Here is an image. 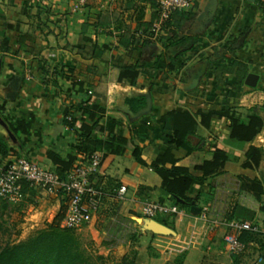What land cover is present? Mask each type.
Instances as JSON below:
<instances>
[{
  "label": "crops",
  "instance_id": "crops-1",
  "mask_svg": "<svg viewBox=\"0 0 264 264\" xmlns=\"http://www.w3.org/2000/svg\"><path fill=\"white\" fill-rule=\"evenodd\" d=\"M157 3L0 0V45L7 40L9 46L8 52L0 53V139L9 148L2 166L22 157L53 170L48 147L59 145L66 151L73 137L67 128L56 139L50 131L61 124L62 109L76 104L83 94L103 109L99 123L114 126L117 135L129 140L121 155L112 154L108 147L98 149L103 160L93 179L105 194L100 210L104 219L119 202V218L125 221L121 231L129 233L118 245L134 246L139 264H251L257 254L231 255L226 241L240 235L230 227L233 221L264 226L260 212L264 192L258 199L249 187L250 180H259L264 188V0H195V20L188 26L175 24L170 32L158 28ZM183 37L190 41L177 54L178 64L169 80L157 82L154 88L143 77L135 84L119 81L118 65L153 62L169 39ZM249 75L257 77L255 86L247 85ZM131 97H145L146 107L131 111L126 105ZM226 110L243 117L257 112L263 120L261 132L253 142L244 143L230 139L226 118H214L209 130L199 126L189 138L192 152H175L180 165L200 178L195 167L212 159L217 145L229 155L224 172L193 187L191 205L182 215L161 217L168 225L155 219L174 234L150 231L138 191L141 186L162 185L150 167L169 142L161 118L171 111ZM8 119H32L29 142L12 133ZM145 140L149 143L143 146ZM160 140L165 145L157 143ZM135 146L142 147L145 166L133 157ZM250 146L263 151L257 170L243 166ZM122 186L126 193L120 201L117 192ZM61 205L60 196L33 187L25 191L20 206L10 207L4 217L10 219L21 211L24 229L35 230L52 223ZM102 231L92 226L93 234ZM116 248L104 245L107 254Z\"/></svg>",
  "mask_w": 264,
  "mask_h": 264
},
{
  "label": "trees",
  "instance_id": "trees-1",
  "mask_svg": "<svg viewBox=\"0 0 264 264\" xmlns=\"http://www.w3.org/2000/svg\"><path fill=\"white\" fill-rule=\"evenodd\" d=\"M158 14V4L157 12ZM196 18V13L190 11L179 12L172 15L169 21L163 26V30L169 31L175 25L188 26ZM149 30V29H148ZM170 32V31H169ZM189 38L175 40L171 38L165 45V51L157 56L155 61L144 63L137 62L134 65H118L119 81L130 80L132 84L143 77V79L153 88L157 82H165L170 79L171 75L178 64L177 54L189 43ZM144 41L143 43H147ZM97 49L96 47L94 48ZM8 41L5 40L0 45V53L8 52ZM98 53L101 54L99 51ZM80 86V84H79ZM84 94H87L84 93ZM76 104L64 107L61 111V124H56L50 131L51 138L62 137L64 129L72 135L69 147L66 151L60 149L59 145L48 147L47 158L53 164V171L60 179L65 180L74 170L78 163L85 162L88 157L100 148L108 147L109 151L115 155H121L129 145V140L115 133V128H106L100 124L97 117L103 114V109L96 101L80 95ZM127 107L137 113L147 105L145 97H131L126 100ZM214 118H226L229 123L230 139L238 142L251 143L261 132L263 120L260 115L251 111L244 117L235 110H226L221 112H201L194 114L190 111L182 113L171 111L161 118L169 135V142L165 145L163 152L157 155L156 160L151 164L153 171L159 175L162 180L160 188H148L141 186L138 191L139 201L147 203L153 200L161 202L169 201L173 204L180 205L186 209L191 205L192 199L189 193L196 184L202 183L206 178L221 174L224 172L225 165L229 160L227 151L223 148L214 146L212 159L204 161L195 167V171L202 176L197 178L193 176L187 167L180 165V159L176 156V151L185 149L188 153L192 152L189 138L195 135L199 126L209 130L211 121ZM10 130L13 134L21 138L26 144L31 136L32 119H8ZM149 143L143 141L142 145ZM9 148L7 144L0 139V166L7 158ZM133 157L136 161L145 166L142 147L135 146L132 150ZM246 161L244 168L257 170L263 159V151L257 147L250 146L245 153ZM8 163L7 165H10ZM249 187L255 192L258 199L263 194V183L259 180H250ZM99 187V186H98ZM27 189H33L28 184L23 185V193ZM58 196L62 199L61 209L49 224L47 229L41 230L35 235L18 242H7L0 247V264H105L111 260V264H139L138 253L132 250L119 260L110 257L94 255L90 253L86 246L75 233V230H67L62 227V222L66 216L68 200L64 193L59 192ZM0 199V227L4 223V214L10 207H17ZM261 213H264V205L261 207ZM161 223L168 225L165 220L157 218ZM254 222V221H252ZM239 240L246 245V252L238 255L242 256L248 251H252L260 257L261 263L264 264V233L244 231L239 235ZM177 262V261H176Z\"/></svg>",
  "mask_w": 264,
  "mask_h": 264
},
{
  "label": "built area",
  "instance_id": "built-area-1",
  "mask_svg": "<svg viewBox=\"0 0 264 264\" xmlns=\"http://www.w3.org/2000/svg\"><path fill=\"white\" fill-rule=\"evenodd\" d=\"M158 28H161L172 15L193 9L195 0H158ZM103 155L96 151L85 162L78 163L65 180L51 169L26 159L15 158L10 165L0 166V199L13 205L24 201L23 185L42 188L49 194L58 195L63 192L68 200L66 216L62 227L67 230H80L90 224L101 210L104 191L94 184V177L100 172ZM126 187L122 186L117 192V199L123 200ZM185 212L180 205L169 201L161 202L156 199L142 206V216L147 219L171 218ZM230 227L241 234L244 231L263 232L264 226L251 221H233ZM246 245L233 237L226 241L227 251L234 256L246 252ZM261 258L256 257L251 264H260Z\"/></svg>",
  "mask_w": 264,
  "mask_h": 264
},
{
  "label": "rangeland",
  "instance_id": "rangeland-1",
  "mask_svg": "<svg viewBox=\"0 0 264 264\" xmlns=\"http://www.w3.org/2000/svg\"><path fill=\"white\" fill-rule=\"evenodd\" d=\"M45 200L48 201L47 199H44L43 201ZM120 211L121 209L119 202L115 203L112 205L109 213L110 216H107L108 218L104 219L102 211H99L98 214L94 216L90 224L80 230L75 231L83 245L87 247L90 253H93L94 255L110 257L114 260H119L123 257L121 255L124 254L125 256L134 250V246L123 248L121 245H118L119 239H122L126 233L127 235L129 233L126 231H121V227L125 221L119 218ZM21 213V211H16L14 216H11L12 218L3 220V222H5L2 223V226L0 227V247L4 246L7 242L12 243L25 240L28 237L35 235L39 231L47 229L50 224L44 223L43 225H40L38 229L26 231L24 229L25 222L23 221V217L21 218L23 213ZM3 219H5V217ZM92 226L101 227L104 231L99 234L96 233L97 235H95L91 232ZM99 243H101V246H99ZM110 244H113V246H116L117 248L115 252L107 254L104 249V245L108 246ZM105 264H111V260H108Z\"/></svg>",
  "mask_w": 264,
  "mask_h": 264
},
{
  "label": "water",
  "instance_id": "water-1",
  "mask_svg": "<svg viewBox=\"0 0 264 264\" xmlns=\"http://www.w3.org/2000/svg\"><path fill=\"white\" fill-rule=\"evenodd\" d=\"M257 81V77L255 75H249L247 77V85L249 86H255V82ZM146 222V227L147 229H149L150 231H153L155 233L158 234H162V235H171L174 234V232L168 228L167 226L161 224L160 222H158L155 219H147Z\"/></svg>",
  "mask_w": 264,
  "mask_h": 264
}]
</instances>
